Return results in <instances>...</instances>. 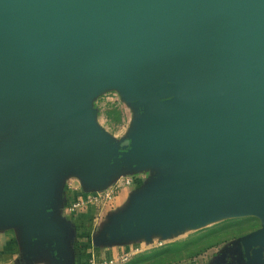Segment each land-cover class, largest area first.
<instances>
[{"label": "water", "instance_id": "1", "mask_svg": "<svg viewBox=\"0 0 264 264\" xmlns=\"http://www.w3.org/2000/svg\"><path fill=\"white\" fill-rule=\"evenodd\" d=\"M105 87L143 111L116 144L88 107ZM1 129L0 224L27 249L61 248L62 176L121 162L167 168L112 233L253 216L264 262V0H0Z\"/></svg>", "mask_w": 264, "mask_h": 264}, {"label": "rangeland", "instance_id": "2", "mask_svg": "<svg viewBox=\"0 0 264 264\" xmlns=\"http://www.w3.org/2000/svg\"><path fill=\"white\" fill-rule=\"evenodd\" d=\"M88 107L95 126L112 144L128 139L143 114L137 100L126 99L115 87L98 91ZM9 132L0 130V144ZM166 168L167 165L119 162L96 183L83 182L77 175L76 181L66 179V187L72 188L68 193L71 199L66 195L64 199L69 202L61 206L62 212L56 217L53 212L58 206L54 202L49 220L51 226L62 230L61 248L27 249L19 229L17 250L12 252L15 259H9L10 264H87L89 260L110 257L115 260L113 264H264L251 262L246 256L247 238L260 229V222L253 216L227 213L194 226L177 225L136 234L112 233L111 227L128 212L133 198L148 192ZM63 178L57 181L54 196L59 194ZM3 227L8 226L0 224Z\"/></svg>", "mask_w": 264, "mask_h": 264}, {"label": "crops", "instance_id": "3", "mask_svg": "<svg viewBox=\"0 0 264 264\" xmlns=\"http://www.w3.org/2000/svg\"><path fill=\"white\" fill-rule=\"evenodd\" d=\"M66 179H73L76 181V177L72 174L66 175L63 180H61V184L59 185L57 195L54 196V202L58 206L57 208L54 209L53 215L54 217L59 216L62 212L61 206L65 204L67 201L69 202L68 193L69 191H72V188L66 187ZM74 188V187H73ZM67 195V200L64 199L66 198ZM80 195V194H79ZM64 199V200H63ZM71 199V198H70ZM89 215H92V206L89 208ZM20 237V230L19 228L16 227H3L0 228V264H7L5 263L6 261L12 260L14 261V256L12 252L17 250V243L18 239ZM106 259H112L106 258ZM4 261V262H3ZM14 262H12L13 264ZM10 264V261H9Z\"/></svg>", "mask_w": 264, "mask_h": 264}, {"label": "built area", "instance_id": "4", "mask_svg": "<svg viewBox=\"0 0 264 264\" xmlns=\"http://www.w3.org/2000/svg\"><path fill=\"white\" fill-rule=\"evenodd\" d=\"M113 263H115L114 259H102V260H98L96 262L89 260V262L87 264H113Z\"/></svg>", "mask_w": 264, "mask_h": 264}]
</instances>
